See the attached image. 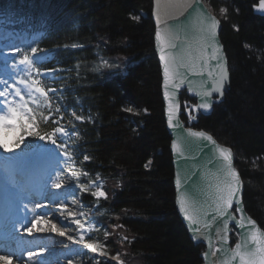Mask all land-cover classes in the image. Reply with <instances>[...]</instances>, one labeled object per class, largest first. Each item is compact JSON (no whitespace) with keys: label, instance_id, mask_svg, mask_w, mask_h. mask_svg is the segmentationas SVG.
Listing matches in <instances>:
<instances>
[{"label":"trees","instance_id":"16d2710c","mask_svg":"<svg viewBox=\"0 0 264 264\" xmlns=\"http://www.w3.org/2000/svg\"><path fill=\"white\" fill-rule=\"evenodd\" d=\"M153 3L0 0L5 25L45 30L39 44L54 51L53 63L71 71L74 101L91 115L80 125V163L104 181L107 197L97 200L86 192L83 199L112 231L106 240L109 259L99 264L202 262L204 246L193 244L175 205ZM224 3L228 11L221 36L232 87L198 127L233 146L246 182L247 209L264 227V16L254 12L258 0ZM254 159L257 165L251 168L247 162ZM118 253L119 260H110Z\"/></svg>","mask_w":264,"mask_h":264},{"label":"water","instance_id":"95a60500","mask_svg":"<svg viewBox=\"0 0 264 264\" xmlns=\"http://www.w3.org/2000/svg\"><path fill=\"white\" fill-rule=\"evenodd\" d=\"M159 7L158 0H154L151 15L156 27L154 43L161 68L166 127L172 137L170 151L174 166L175 205L193 244L204 246L200 252L202 259L200 264H225V262L227 264H239L238 259L235 261L231 259L235 245L244 243L247 247L251 235L256 233L260 236L261 233H264V227L247 209L245 202L246 182L237 165L233 146L222 143L213 133L204 128L194 127L202 117L213 114L216 106L226 100L227 93L232 87L230 58L221 36L223 21L205 0H189L184 6L177 4L165 7L161 4L162 8ZM253 8L256 14L264 16V12ZM209 16H213L219 21L214 38L208 31L210 20L207 17ZM157 31L161 32L160 41L156 38ZM170 44H176L177 47L173 49ZM161 48L165 50L166 55L175 56L178 61L185 65L179 69V79L176 81L180 83L183 80L180 88L173 91L171 86L169 87L173 102L180 105L178 113L174 116V124L178 125L176 127H170L168 124L169 98L164 96V64L160 60ZM222 74L223 95L213 94L210 98L213 101L210 110H192V106L202 102L203 93L210 90L209 86L221 80ZM185 104L189 106L188 109L185 108ZM189 112L191 119H189ZM189 129L203 131L210 135L215 141V145L211 141L197 140V146L202 151H186L185 158L187 159L178 157L172 149V143L176 141L183 147V138ZM217 146L231 150V167L239 174L240 180V191L233 197L232 207L228 209L231 215L227 220L220 217L218 213H216L215 220L210 219L215 212L217 198L227 194L226 185L228 183H234V181H230V169L227 163L218 162L220 156ZM192 157H195V160ZM192 172H196L198 175L192 176ZM177 173H179L180 185L176 183ZM190 176L192 177L191 180L189 179ZM193 181L199 182L198 196H194L187 188V185ZM181 197L185 200L188 214L197 221L196 225L187 220L181 211ZM238 208L242 209V212L237 211ZM249 220L255 221V224H250ZM194 228H199L200 231L194 232ZM235 233H237L236 239H234ZM218 249H220L219 252ZM206 253L207 255H205Z\"/></svg>","mask_w":264,"mask_h":264},{"label":"rangeland","instance_id":"374dc122","mask_svg":"<svg viewBox=\"0 0 264 264\" xmlns=\"http://www.w3.org/2000/svg\"><path fill=\"white\" fill-rule=\"evenodd\" d=\"M207 4L210 6V0H205ZM225 0H217V2L220 4L219 7H216L214 5H211V9L217 13L221 18H223L225 15L221 13V8H227L224 4ZM5 32V31H4ZM2 30H0V38L7 37L8 34L4 33ZM41 38L36 40V42H31L29 44H24L21 46L11 47V48H18L20 51L16 52L18 54V57L9 60V55H14V51L10 48H6V50L0 49V59L2 60V64L0 63V67H6L7 65H13L16 64L23 56V54H29L31 56V48L35 47L38 49V52H43L42 48L39 45ZM1 45V43H0ZM9 43L6 45L8 47ZM48 54V52H47ZM7 56V57H6ZM54 52L49 51L48 57L43 62H37L34 65L33 69V75L28 77L25 76L24 78H27L31 81V79H37L40 81V86L45 88L47 91V97L41 95L40 93H32L30 89L27 91L24 90L21 85L18 84L19 87H21L22 94L24 95V100L21 101L18 97L16 98V105L19 107L21 104H26L28 108L31 109V113L29 114V124L32 125L33 131L39 132L40 135L45 134H52L53 130L56 128H64L65 134H61L59 132L55 133L54 139L56 140V144H52L50 140H41L37 136H25L24 140L19 144V147H14L16 149L20 150H26V149H42L44 153L46 152V149L51 152L52 157L58 159L59 158V164L58 167L61 170H63L61 174V179L63 183L65 184L67 182L68 185H71L70 189H68L67 195L72 194L74 198L78 201V208L75 209V218L69 219L70 227L72 229V232H70L68 235H66V239H68L69 236L75 235L77 239L75 240V243L77 244L74 248H68L69 254L75 253L77 259L82 264H99L100 260H107L108 257V244L106 243L107 238L111 236L112 231L104 224L100 222V220L97 218V212L94 210L92 206L89 204H86L83 201V198L86 194V192L91 194L92 192H95L97 190H104V181L101 179H95L96 177H93L90 175V173L84 168V166L80 163V153H79V140L81 138L80 133V125L81 123L85 122L89 115L83 108H81L79 104H77L74 99L76 98L75 89L73 87V82L75 78L72 76L71 71L62 65L58 63H53L54 60ZM103 63H105L107 60L103 58L102 54L99 56ZM0 60V62H1ZM17 60V61H16ZM47 68V69H46ZM1 69V68H0ZM35 69H39L40 72L44 70H52L54 71L51 74L44 76H36ZM23 74H17L16 78H13L9 80V78L0 76V80H7L9 84L13 83L14 81L18 82L22 78ZM49 89H55V91H48ZM76 116L83 117L82 120H76ZM54 124L55 128L50 129L47 128L45 124ZM2 132H5L8 137H15V135H19V133H13L11 130L6 131H0V134ZM16 140V138H15ZM14 140V142H15ZM60 144H65L68 146L67 150L70 153L71 159L68 157H65L63 155V150L58 147ZM14 146V143H13ZM45 149V150H44ZM43 153V154H44ZM48 154V153H47ZM5 154L0 153V158H7L5 157ZM6 163V162H5ZM247 165L251 168H254L257 165V159H254L250 162H247ZM8 166V164H7ZM13 166V165H12ZM72 172H83L87 175H80L79 179L73 178L71 173ZM57 179V175H56ZM56 182H59L56 180ZM55 182V183H56ZM69 182V183H68ZM53 184L48 186L47 189L50 192L53 188ZM85 185L88 188V191L81 192L79 191V185ZM94 184V186H93ZM58 189V188H57ZM106 193V192H105ZM107 197V195H106ZM97 200H102L104 197L97 198L94 197ZM41 202L40 200H38ZM46 201V202H45ZM44 204H49V201L42 200ZM53 205V204H52ZM54 207V206H53ZM82 214V215H81ZM79 219L80 223L85 226V232L87 235V238L85 240L89 242H98L99 245L102 246L101 251L98 252H92L91 250L85 249L83 245L77 243L76 241L79 240V233L80 230L78 229L77 225L74 223V220ZM35 220V217H34ZM37 227H41L40 223L36 225ZM87 229H92L91 231H87ZM40 232L33 233L31 237H38ZM105 233L108 235L105 236ZM28 234V233H27ZM45 237H48L52 235L50 232H44L42 233ZM29 235V234H28ZM14 236V235H13ZM13 236H9L8 238H11V241L9 240L7 245L2 243L4 245V248L11 249L14 247L13 240L17 237L15 235L14 239L12 240ZM59 236V235H57ZM43 236H40L41 241L39 242L36 250L38 251L40 248H43L44 250H50V247H54L56 243L51 240H45L46 239ZM237 238V233L234 234V239ZM46 243V244H45ZM29 251H33L31 249L27 250L26 253ZM8 252V250H7ZM41 254H46L45 251H43ZM6 255V254H5ZM49 253L45 255V257H48ZM117 256H120V254H116L113 257H110V260H117L115 259ZM13 260H15L13 258ZM22 259V261H24ZM65 260V259H64ZM63 261V259H61ZM71 262V260H69ZM40 264V263H38ZM41 264H45L42 263Z\"/></svg>","mask_w":264,"mask_h":264},{"label":"snow or ice","instance_id":"6c2138e0","mask_svg":"<svg viewBox=\"0 0 264 264\" xmlns=\"http://www.w3.org/2000/svg\"><path fill=\"white\" fill-rule=\"evenodd\" d=\"M254 7L264 12V0H258V3L254 5ZM228 9L227 8H221V13L223 15L227 14ZM208 20H210V24L208 25V31L211 34V36L214 38L216 35V29L219 24V21L215 19L213 16L207 17ZM133 19H137V17H133ZM159 26V21H158ZM156 38L158 41L161 40V32L157 31ZM170 47L175 49L177 47L176 44H170ZM14 52H19L20 50L18 48L13 49ZM38 52V49L35 47L31 48V56L29 54H23L22 58L18 61V65L21 66L19 68L18 74H23L22 78L16 82L9 84L7 80H0V112H3L6 107V114H0V131H6L11 130L13 133H19V135L16 136V140L14 142V147H19V144L24 140L25 136H37L41 140H50L52 144H56V140L53 138L55 133L59 132L61 134H65L64 128H56L53 130L52 134H45L40 135L39 132L33 131L32 125L29 124V114L31 113V109L27 107L26 104H21L19 107L16 105V98L18 97L21 101L24 100V95L22 94V89L19 85H23L25 88L30 89L32 93H40L41 95L47 97V91L45 88L40 86V81L37 79H31V81L27 78H24L25 76H32L33 75V69L35 63H37L36 54ZM215 59V57H213ZM160 60L163 62V76H164V96L166 98H169L168 103V124L170 127H176L178 125L174 124V116L178 113L180 105L178 103H174L173 99L171 98V93L169 91V87L171 86L172 90L175 91L180 88L181 83H183V80L180 81V83H177V79H179V69L181 67H184L185 65L178 61L175 56L169 57L165 54V50L161 48V56ZM52 70H48L47 72L41 73L39 69H35V75L40 76L44 75L47 76L50 74ZM211 75V73H209ZM210 90H207L203 93L202 102L192 106V110L195 111H207L210 110L212 107L213 101H211V97L214 93L219 94L220 96L223 95L222 89H223V74L220 81L215 83L214 85L209 86ZM48 91H55V89H49ZM185 108L188 109L189 106L185 104ZM128 112H133L132 108L126 109ZM76 120H82L83 117L76 116ZM191 113L189 112V119H191ZM195 138V139H190ZM197 140H207L211 141L213 145H215V141L210 135H207L203 131H192L191 129L188 130L187 135L183 138V147L180 143L173 141L172 143V149L177 153L178 157L185 158V152L186 151H202V149L198 148L197 146ZM0 147L4 148L7 151H11L12 149L8 148L7 144H0ZM60 149L63 150V155L65 157H68L71 159L70 153L68 152L67 148L68 146L65 144L58 145ZM217 151L219 152L220 161L218 162H226L230 172H229V178L230 181H234V183L230 182L226 185V195H220L216 202H215V212L210 217V219L215 220L216 219V213L219 214L220 217H223L225 220L229 218L231 215L228 212V209L232 207L233 204V197L234 195H237L240 191V180H239V174L235 171L234 168L231 167V161H232V153L230 149L222 148L217 146ZM85 159H88V157H85ZM187 159V158H185ZM193 160H195V157H192ZM147 167V165H146ZM63 170H61L60 173L57 174V180L59 182H56L53 184V187L55 188H61L62 187V179L61 174ZM73 178L79 179L80 175H87L86 173L80 172H72L71 173ZM198 173L192 172V176H197ZM191 176L189 179L191 180ZM177 185H180V177L179 173H177ZM198 181H193L191 184L187 185V188L189 191L194 195L198 196L199 193L197 191L198 188ZM94 186V184H93ZM71 187V185H69ZM79 191L86 192L88 191V188L81 184L79 185ZM92 196L101 198H106V193L102 190H97L95 192L91 193ZM75 203V201H73ZM36 207H41V205H36ZM59 207L61 208V216H64V219L67 220L68 217L73 216L74 214L71 212H67V215H65L66 206L64 204H60ZM180 209L184 213L187 220H189L193 225L197 224V221L193 218L192 215L188 214V210L185 207V200L183 197L180 198ZM237 211H241L242 209L238 208ZM82 215V214H81ZM55 219H60V217L54 216ZM43 217L36 216L35 220L30 221L28 225H22L23 231L28 233L29 235H32L33 233L37 232H51V233H58L60 236H65V232L60 231L56 224L52 223L51 221H48V227H37ZM74 223L77 225L78 229L80 231V237L79 240L76 241L77 243L83 245L85 249L91 250L92 252H98L101 251L102 246L99 245L98 242H89L85 240L84 237V231L85 226L80 223L79 219L74 220ZM249 223L254 225L255 221L249 220ZM241 227H243V224H241ZM92 229H87V231H91ZM194 232H199V228H194ZM108 234L105 233V236ZM69 240H72L73 237L69 236ZM226 239V237H225ZM44 251L43 248H40L38 251L33 252L29 251L27 253L28 258L31 260L33 257L40 255ZM218 252L220 249L217 250ZM207 255V253L205 254ZM115 259L119 260V256H117ZM231 259L233 261L237 260L239 261V264H264V233H261L260 236H258L256 233H253L250 237V243H248L247 247L244 243H237L235 245L233 254L231 256ZM0 260H7V257H0ZM227 264V262H225Z\"/></svg>","mask_w":264,"mask_h":264},{"label":"bare ground","instance_id":"6f19581e","mask_svg":"<svg viewBox=\"0 0 264 264\" xmlns=\"http://www.w3.org/2000/svg\"><path fill=\"white\" fill-rule=\"evenodd\" d=\"M188 1L189 0H158L160 6L159 8H162L161 4L165 5V7H170L172 5L177 4L184 6ZM9 28L10 27L7 26V29H5L4 33L8 34V36H11L12 40L9 42L8 47L4 48L16 47L21 43L29 44L35 40H38L39 38H41L42 40L43 37V34H39L37 35L36 39L33 40L27 35L20 36V32L18 35L10 34V31L8 30ZM47 57L48 54L46 51L39 52L36 54V59L38 62H43ZM11 58H13L12 55H10L9 60H11ZM20 67L21 66L18 65V62L13 65H7L6 67L1 66L0 76L9 78V80L16 78V75L19 73ZM53 72L54 71H51L50 74L52 75ZM21 87L26 91L28 90L23 85H21ZM0 114H6V107L3 112H0ZM198 124L194 127L200 129L198 127ZM15 138L16 135L15 137L11 138L8 137L5 132H2V134H0V144H7L8 148L12 149L11 151H7L4 148L0 147V153L5 154V157H7L5 159L4 157L0 158V173L3 182L2 184H0V189H3L5 185L8 186V184L12 185L13 183L16 185L15 181H17L18 179L22 180L21 186L27 191L20 190L21 192L11 193L6 198H3L5 202L12 204V201H9L10 197L16 196V201L20 202V207H17L16 205V207L14 208V211L16 210L15 215L17 216L16 224L14 223L15 227L5 230L3 233H1L0 231V257H7V260H0V264H41V262L45 264H82L77 259L75 253L69 254L68 252V248H74L77 245L75 243L77 237L73 235L72 240L66 239V235L72 232L69 219L75 218V209L78 208V201L76 200V198H74L72 194H65L67 193L68 189H70L67 182L65 184L62 183L61 188H53L52 190H50V192L47 189L48 186L56 182V175L60 173V169L58 167V159L52 156H48V154L44 153L41 148H33L26 150L16 149L13 146ZM21 164L22 167L20 166L19 168V165ZM23 197H26L28 200V209L26 211H23V208L21 207ZM38 200H40L41 202H39ZM42 200L49 201V204H44ZM73 201H75V203H73ZM60 204H64L66 206L65 215H67V212H71L74 215L68 217L67 220H65L64 216H61V208L59 207ZM36 205H41V207H36ZM26 216L31 217V221L34 220V217L36 218V216H41L43 217L40 222L41 227L47 228V222L51 221L52 223L56 224L57 228L60 231L65 232V236H57L58 233H52L49 238L45 237L42 234L44 232L39 233L40 236L46 238L44 239V241L51 240L56 243V245L52 247V249L50 247V250H48L49 248L47 250H44L46 254L49 253L48 257H45L46 254H40L38 256L33 257L31 260L28 258L26 251L31 249L33 250V252H36V248L39 242L41 241V238L40 236L31 237V235H28L26 232L23 231L22 225ZM54 216L60 217V219H55ZM28 226L31 225L29 224ZM2 229H5V227H0V230ZM11 231L15 233L14 235L17 236L15 240H13L14 238L12 239L14 247H12L11 249L4 248V245L1 242H4L5 245L8 244L7 242L10 240V238L6 239V237L7 234ZM84 237L87 238L85 231ZM13 258L15 260H13ZM24 258L25 260L22 261V259ZM61 259H63V261H61ZM69 260H71V262H69Z\"/></svg>","mask_w":264,"mask_h":264}]
</instances>
